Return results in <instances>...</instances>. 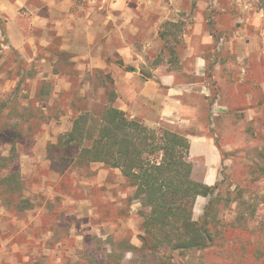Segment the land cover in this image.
Here are the masks:
<instances>
[{
  "label": "rangeland",
  "instance_id": "obj_1",
  "mask_svg": "<svg viewBox=\"0 0 264 264\" xmlns=\"http://www.w3.org/2000/svg\"><path fill=\"white\" fill-rule=\"evenodd\" d=\"M3 21L0 17V264H264V0H239V82L212 80L207 113L222 157L213 195L223 236L215 247L171 253L165 263L158 256L169 249L142 248V211L148 208L120 169L78 163V145H57L79 113L99 119L114 105L113 78L107 68L92 66L93 49L106 61L120 66L123 61L108 45L88 47L90 24L82 21L76 25L71 18L63 29L38 24L22 49L10 45ZM181 33V19L166 20L159 30L162 42L141 46L144 76L157 66L179 65ZM103 34L95 32L104 41ZM161 126L175 130L166 122L148 127ZM9 172L18 174L22 195L9 188L4 179ZM209 198L196 200L194 219Z\"/></svg>",
  "mask_w": 264,
  "mask_h": 264
},
{
  "label": "crops",
  "instance_id": "obj_2",
  "mask_svg": "<svg viewBox=\"0 0 264 264\" xmlns=\"http://www.w3.org/2000/svg\"><path fill=\"white\" fill-rule=\"evenodd\" d=\"M0 17L7 40L16 49L24 47L30 28L38 24L63 29L71 18L76 25L90 24L86 45H108L123 61V66L111 63L93 49L92 66L107 68L113 78L114 106L147 126L166 122L186 135L192 177L207 185L218 181L222 157L210 134L207 109L212 80L217 85L223 80L239 82V0H0ZM178 19L182 20L179 65L157 66L144 76L141 46L162 42L161 25ZM98 30L107 39L97 38ZM185 63H192L191 67Z\"/></svg>",
  "mask_w": 264,
  "mask_h": 264
},
{
  "label": "trees",
  "instance_id": "obj_3",
  "mask_svg": "<svg viewBox=\"0 0 264 264\" xmlns=\"http://www.w3.org/2000/svg\"><path fill=\"white\" fill-rule=\"evenodd\" d=\"M111 94L114 100L115 93ZM63 144L78 145V163L102 162L120 169L148 208L142 211V248L150 253L169 249L158 256L164 263L170 261L171 253L217 246L214 240L223 236L225 228L215 211L213 194L218 184L210 186L192 177L186 135L164 126L150 128L109 105L99 119H91L89 112L79 113L71 129L59 136L57 145ZM4 179L9 188H16L22 195L23 183L16 172H9ZM198 196L210 198L202 216L194 219ZM144 249L141 252L147 258Z\"/></svg>",
  "mask_w": 264,
  "mask_h": 264
},
{
  "label": "water",
  "instance_id": "obj_4",
  "mask_svg": "<svg viewBox=\"0 0 264 264\" xmlns=\"http://www.w3.org/2000/svg\"><path fill=\"white\" fill-rule=\"evenodd\" d=\"M135 70H138V69L135 68Z\"/></svg>",
  "mask_w": 264,
  "mask_h": 264
}]
</instances>
